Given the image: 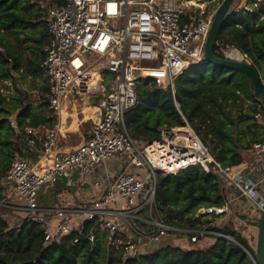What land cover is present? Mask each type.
<instances>
[{
    "label": "built area",
    "instance_id": "built-area-1",
    "mask_svg": "<svg viewBox=\"0 0 264 264\" xmlns=\"http://www.w3.org/2000/svg\"><path fill=\"white\" fill-rule=\"evenodd\" d=\"M61 1L47 11L48 42L39 63L47 109L55 122L49 128H25L26 147L39 151L40 157L35 164L15 157L0 178V186H11L0 199V209L37 223L45 244L92 223L87 240L93 242L96 229L104 232L123 259L155 252L165 240L181 241L184 249L212 238L239 245L232 235L212 228L230 211L233 199L261 213L264 175L256 181L237 166L222 167L187 123L163 127L158 139L145 144L133 140L124 124L126 112L137 105L140 80L153 79L159 87L172 90L174 79L189 64L204 61V45L217 7L189 0ZM222 55L251 64L234 47L223 49ZM103 71L112 75L107 86ZM65 102L72 111L79 108L81 119L92 122L89 137L71 151L58 147ZM252 153L264 156V141L254 144ZM108 161L118 163V170L107 169ZM196 166L219 176L236 197H227L220 207L199 209L195 218L200 221L192 229L171 227L155 207L156 177ZM98 170L103 177L97 176ZM66 174H76L80 185L90 177L92 194L41 207L40 189ZM232 230L240 231L238 226ZM257 232L256 225L247 238L249 249L243 248L252 260Z\"/></svg>",
    "mask_w": 264,
    "mask_h": 264
},
{
    "label": "trees",
    "instance_id": "trees-1",
    "mask_svg": "<svg viewBox=\"0 0 264 264\" xmlns=\"http://www.w3.org/2000/svg\"><path fill=\"white\" fill-rule=\"evenodd\" d=\"M28 3L0 0V85L10 82L14 87L12 94L0 92V178L17 156L30 164L38 161L39 151L25 145V128H49L55 122L47 109L45 79L39 69L43 54L39 60L41 46L32 30ZM237 6L220 27L213 52L220 59L227 47L246 54L264 88V0H247V9ZM101 75L107 86L112 75L107 71ZM17 80L26 89L16 88ZM32 91L39 92L40 100H30ZM136 94L137 105L126 112L124 124L137 142L149 143L159 138L163 127L187 123L222 167H234L248 159L254 144L264 141V107L254 101L251 80L243 72L202 61L189 64L174 79L172 90L147 78L140 80ZM6 187L0 186V199ZM229 192L219 176L196 166L173 175L158 174L154 202L167 225L192 229L200 221L196 212L223 206ZM0 211L5 212H0V264H256L255 255L252 260L243 250L249 249V242L230 224L212 229L232 235L239 245L212 238L205 247L200 239L184 249L181 241L167 240L155 252L123 259L104 232L96 229L93 242L87 240L92 223L45 244L37 223L19 216L10 224L9 216L17 214Z\"/></svg>",
    "mask_w": 264,
    "mask_h": 264
},
{
    "label": "crops",
    "instance_id": "crops-1",
    "mask_svg": "<svg viewBox=\"0 0 264 264\" xmlns=\"http://www.w3.org/2000/svg\"><path fill=\"white\" fill-rule=\"evenodd\" d=\"M28 2L27 8L30 10V18L33 24L32 30L37 37L39 46H41V51L38 53L40 60L41 55L43 54L42 50L48 42V35L45 28L47 11L52 5H55V2L54 0H28ZM41 85H43V82H41ZM3 86L6 90L3 92V90L0 89L2 94L13 93L11 86L8 88L6 83ZM3 86L1 87L3 88ZM79 111V108L72 111V107H70L69 102L64 103L61 115V129L58 147L59 143L66 142L68 139L73 141L69 147H59L61 150H73L90 135L92 122L86 120V118L81 119L80 114L78 113ZM81 111H84V108H82ZM74 141L78 143H75ZM237 167L243 170L244 173H246L247 176L252 179H254L253 174L255 172L259 174V177H262L264 175V156H256L251 150L248 153V159ZM89 180H91L90 177ZM89 180L86 184L80 185L76 174H66L54 185H45L40 189L38 193V203L41 207L48 208L51 204L53 207L74 199H86L87 196L92 194V188L89 186ZM227 189L230 190V188ZM10 191L11 186H9V188L6 187L4 188V191L2 190V195L4 193H9ZM227 197L232 198L236 197V195L230 190L229 194H227ZM9 219L10 224H14L20 219V217L19 215H11L9 216ZM257 219L256 214L241 199H233L230 211L223 218L216 220L217 225L215 228L225 224H230L232 227L238 226L240 235L248 241L247 238L249 236V232H253L255 230V226L258 222ZM209 240L211 239H206L203 241V243H209Z\"/></svg>",
    "mask_w": 264,
    "mask_h": 264
},
{
    "label": "water",
    "instance_id": "water-1",
    "mask_svg": "<svg viewBox=\"0 0 264 264\" xmlns=\"http://www.w3.org/2000/svg\"><path fill=\"white\" fill-rule=\"evenodd\" d=\"M233 0H222L217 6L209 32L206 37L203 58L204 61L221 68L237 70L247 74L253 86V96L255 102H260L264 107V88L258 71L252 64L237 62L233 60L220 59L214 55L213 48L217 39L220 27L223 25L228 12L232 7ZM257 241H256V264H264V206L260 213L257 224Z\"/></svg>",
    "mask_w": 264,
    "mask_h": 264
},
{
    "label": "rangeland",
    "instance_id": "rangeland-1",
    "mask_svg": "<svg viewBox=\"0 0 264 264\" xmlns=\"http://www.w3.org/2000/svg\"><path fill=\"white\" fill-rule=\"evenodd\" d=\"M189 1H191L194 4H204V5H208L210 7H217L219 5V0H189ZM246 2H247V0H233L232 7L231 8H233L235 5L236 6L238 5L239 7L238 6L237 7L238 8H241L242 6H244L246 4ZM39 85H41V82H40ZM6 86L8 88H10V86H11L12 89H14V87L12 86V84L10 82H7L6 83ZM16 88L26 89V85L25 84H22L20 81L17 80ZM0 89H2L3 92H5V90H6L5 87L3 86V88H2L1 85H0ZM39 92H41V90ZM39 92H37V91L31 92L30 100H34V99L40 100ZM11 93H12V91H11ZM72 141L73 140L68 139L66 142H61V143H59V147H64V148L65 147H69L71 145ZM75 143H78V142H75ZM118 166H119V164L118 163H115L113 161H108L106 163L107 169H115V170H118ZM97 176L98 177H103L104 176V172L98 170L97 171ZM253 178H254V180L257 181L261 177H259V174L255 172L253 174ZM0 212L1 213H5L4 211H0ZM259 217H260V214H256V219L258 218V222H259ZM211 242H212V240H209V243H206V242L205 243H202V246L205 247V246L209 245ZM172 243L173 244H177V242H172ZM184 246L185 245H181V247H184Z\"/></svg>",
    "mask_w": 264,
    "mask_h": 264
}]
</instances>
